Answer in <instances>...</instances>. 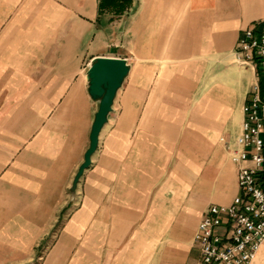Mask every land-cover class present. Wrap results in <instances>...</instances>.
I'll return each mask as SVG.
<instances>
[{"label": "crops", "instance_id": "0c3cea01", "mask_svg": "<svg viewBox=\"0 0 264 264\" xmlns=\"http://www.w3.org/2000/svg\"><path fill=\"white\" fill-rule=\"evenodd\" d=\"M263 25L264 0H2L0 28L21 36L5 78L26 86L0 92V264H199L198 222L238 193L219 137L239 132L256 70L237 43ZM96 56L130 69L72 193Z\"/></svg>", "mask_w": 264, "mask_h": 264}, {"label": "built area", "instance_id": "2783aa9c", "mask_svg": "<svg viewBox=\"0 0 264 264\" xmlns=\"http://www.w3.org/2000/svg\"><path fill=\"white\" fill-rule=\"evenodd\" d=\"M236 54L256 70L239 132L220 137L236 167L238 193L226 205H209L198 222L199 264H251L264 241V25L243 31Z\"/></svg>", "mask_w": 264, "mask_h": 264}, {"label": "water", "instance_id": "95a60500", "mask_svg": "<svg viewBox=\"0 0 264 264\" xmlns=\"http://www.w3.org/2000/svg\"><path fill=\"white\" fill-rule=\"evenodd\" d=\"M129 69L130 66L124 58L115 56H96L89 64L86 71L87 91L90 97L98 102V108L91 125L89 146L72 181V193L75 192L79 178L91 164V156L99 143V134L108 121L116 93L128 75Z\"/></svg>", "mask_w": 264, "mask_h": 264}, {"label": "rangeland", "instance_id": "374dc122", "mask_svg": "<svg viewBox=\"0 0 264 264\" xmlns=\"http://www.w3.org/2000/svg\"><path fill=\"white\" fill-rule=\"evenodd\" d=\"M1 2H2V0H0V3ZM0 41H1V43H0V77H1L2 73H3V77H4L2 80L0 79V92L4 91L6 89V85L10 86V88H14L15 84H17V82H21L22 86H26L25 85V83H26L25 81H20V80L19 81H15V80L11 79L12 77L9 80H7L5 78V76H7V74L10 76V75H12V73H13V75H14V73H16L15 68L17 67V65H16V63H12V56L9 57L8 53L10 52L9 54L12 55L11 54V50H12L13 47H14V50H16V47L14 46L16 44V42H21L20 33L12 32V31L11 32H7L6 29H1L0 28ZM125 79H124L121 87L123 86V84H124L125 87L127 86V84L125 83ZM7 82L9 84H7ZM125 87L122 88V91H125V89H126ZM125 92H127V91H125ZM127 97H128V99L131 98V100H132L133 94H132L131 90H129V93L127 94ZM4 98H5V96H0V109H1L2 106L5 107L4 103L2 101ZM4 114H5V112L3 113V115ZM1 119H5V118H2L1 115H0V142H1V140H4V135H5V130H6L5 121L1 120ZM233 130H234V128L232 126H230L226 137L224 135H220V137H224V138H228L229 139L230 136L234 134ZM158 131H159L158 136H159V140H160L163 137H165V129H158ZM220 137H219V142L222 144V142L220 141ZM1 147H2V145L0 144V152H2ZM160 158H161V153H159V162H160ZM173 162L175 164L177 162L175 156H173V158L171 160V163H173ZM4 198H5V193L0 192V199L4 200ZM51 242H52L51 238L47 239L45 242H43V244L41 245L40 248L42 249V246L44 245L43 248H44V250H46V248L51 244ZM38 262H39L38 260L37 261H33V264H38Z\"/></svg>", "mask_w": 264, "mask_h": 264}, {"label": "bare ground", "instance_id": "6f19581e", "mask_svg": "<svg viewBox=\"0 0 264 264\" xmlns=\"http://www.w3.org/2000/svg\"><path fill=\"white\" fill-rule=\"evenodd\" d=\"M256 256V255H255Z\"/></svg>", "mask_w": 264, "mask_h": 264}]
</instances>
